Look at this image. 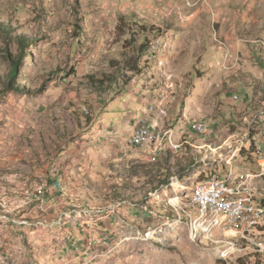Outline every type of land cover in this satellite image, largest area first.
<instances>
[{"label": "rangeland", "instance_id": "1", "mask_svg": "<svg viewBox=\"0 0 264 264\" xmlns=\"http://www.w3.org/2000/svg\"><path fill=\"white\" fill-rule=\"evenodd\" d=\"M263 4L0 0V264H264V232L202 233L173 201L264 151Z\"/></svg>", "mask_w": 264, "mask_h": 264}, {"label": "built area", "instance_id": "2", "mask_svg": "<svg viewBox=\"0 0 264 264\" xmlns=\"http://www.w3.org/2000/svg\"><path fill=\"white\" fill-rule=\"evenodd\" d=\"M150 118L144 124V128L139 131L138 147L149 154L156 152V150H145V140L149 137L148 126ZM205 130H201L202 134ZM168 151V150H167ZM254 157L253 167L246 169L240 175V195H241V238L244 240H252L258 234L264 232V151L254 149L252 151ZM52 186L56 188V179L51 182ZM218 184V181L210 179L202 188H199L197 193L191 196L196 204L198 202H208L209 209H219V211L233 212L232 197L222 198L221 195H208L207 185ZM49 187H41L43 197H49ZM51 200V199H50ZM51 203V201H50ZM39 209V206H37ZM47 208V206H46ZM91 239H93L92 236Z\"/></svg>", "mask_w": 264, "mask_h": 264}, {"label": "bare ground", "instance_id": "3", "mask_svg": "<svg viewBox=\"0 0 264 264\" xmlns=\"http://www.w3.org/2000/svg\"><path fill=\"white\" fill-rule=\"evenodd\" d=\"M146 122L147 120L144 119L140 124L138 123L139 125H137V127L135 128V131L133 132L130 138V144L132 146L138 147L139 131L144 128V124ZM151 125L149 124L148 126L149 137L145 140V147H146L145 150L158 151L163 144L164 135L162 134L163 132L159 131L155 127H152ZM197 128L199 131L202 130L201 126H198ZM240 175H229L226 177L211 175L208 176L209 178H206L204 181L198 182L193 186L190 196L187 199L188 207L185 205L180 206L181 202L178 198L173 200L177 204L175 208L178 214L180 215L182 214L181 216L186 217L188 219L189 218L194 219V226H196V229H198L202 233L206 232V234L209 233L210 235V232L212 231L213 228L220 227L221 225H223V227L226 228L229 225L232 228L238 230L241 234ZM210 179H212L213 181H218V184L207 185V194L208 195L222 194V198L232 197L233 212L219 211V209H209L208 202H198L197 205L195 200L191 199V196L195 195L199 190V188H202L206 183H208ZM208 237L211 238L210 236ZM232 247H235V244H232Z\"/></svg>", "mask_w": 264, "mask_h": 264}, {"label": "trees", "instance_id": "4", "mask_svg": "<svg viewBox=\"0 0 264 264\" xmlns=\"http://www.w3.org/2000/svg\"><path fill=\"white\" fill-rule=\"evenodd\" d=\"M149 42H150V40L148 39V37H146L145 38V44L142 45V47L144 49L143 52H146V49H148V47H149L148 46V43ZM131 65H132V70L135 71V72H137V74H140L142 72V69L140 67V64H137L136 62H133V63H131ZM114 66H118V65H114ZM17 67H18L17 64H13V69L11 71L10 80L16 76ZM252 147H253L252 149H254V143L252 144Z\"/></svg>", "mask_w": 264, "mask_h": 264}, {"label": "crops", "instance_id": "5", "mask_svg": "<svg viewBox=\"0 0 264 264\" xmlns=\"http://www.w3.org/2000/svg\"><path fill=\"white\" fill-rule=\"evenodd\" d=\"M261 6H262L261 11H262V10L264 11V4L261 5ZM228 36H229V35H228ZM231 36H232V35L230 34L229 38H230ZM232 40L235 41V37H233ZM231 42H232V41H231ZM4 176H5L6 178H8V180H10V181L12 180V181H11V182H12L11 184H13V183L15 184V182H17V183H18V186H20V185H23V186H24V185L28 182V181H25V179L22 178V177L15 178V177H14V174H10V173H9V174H5ZM15 180H17V181H15ZM38 185H40V183H39ZM38 185H37V186H38Z\"/></svg>", "mask_w": 264, "mask_h": 264}]
</instances>
